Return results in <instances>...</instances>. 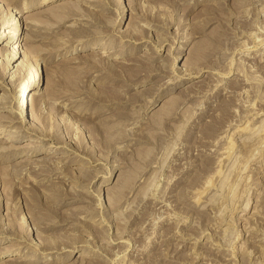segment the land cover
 Returning <instances> with one entry per match:
<instances>
[{
	"label": "rangeland",
	"instance_id": "374dc122",
	"mask_svg": "<svg viewBox=\"0 0 264 264\" xmlns=\"http://www.w3.org/2000/svg\"><path fill=\"white\" fill-rule=\"evenodd\" d=\"M43 1L0 8L3 35L10 29L2 23L17 7L29 9L20 32L34 47L27 61L1 66L0 102L12 95L8 88L19 89L11 79L16 66L44 56L36 93L56 90L61 98L49 108L61 144L37 148L53 146L56 154L0 157V232L7 235L0 247L35 241L57 251L35 255L27 247V262L19 264H31L28 257L55 264H88L90 257L98 264H264V0ZM60 2L72 19L59 24L50 11ZM32 14L37 20L27 18ZM128 23L138 31L129 33ZM90 39L99 48L82 50L88 45L80 41ZM113 96L119 104L98 102ZM217 107L224 109L213 112ZM78 108L87 115L71 128L66 117ZM30 118L27 126L35 123ZM31 139L37 137L11 145L41 144ZM77 153L90 162L54 161L65 172L44 159ZM76 168L86 183L72 175ZM73 241L80 246L69 252Z\"/></svg>",
	"mask_w": 264,
	"mask_h": 264
},
{
	"label": "bare ground",
	"instance_id": "6f19581e",
	"mask_svg": "<svg viewBox=\"0 0 264 264\" xmlns=\"http://www.w3.org/2000/svg\"><path fill=\"white\" fill-rule=\"evenodd\" d=\"M20 0H0V8L2 7L3 8V6H6V7H11L12 5H17L18 4V2H19ZM48 1H50V0H44L43 2H42V4H46V2H48ZM23 2V1H22ZM117 2V1H116ZM38 3V5H39V2H37ZM113 3V2H112ZM67 4L66 2L64 3H56V9H55V11H50V13H51V19H53L54 21H55V23L57 22V23H64V21H67V20H71L72 18H71V16H72V12H71V8L69 9V7H66L65 5ZM35 5V4H34ZM68 5H69V2H68ZM74 6V5H73ZM114 6H115V2H114ZM5 7V8H6ZM32 7V6H31ZM72 7V6H71ZM112 7V6H111ZM116 14H118V16H119V2L118 3H116ZM18 9H19V11L17 12V11H15V13L14 14H12V18L10 17V19L7 21V22H3L2 23V25L3 26H7V27H9V29L10 30H7L8 32L6 33V35L4 34H0V46L1 45H4V47H2L1 49H0V69H1V66L2 65H4V64H6V65H10V68H13V62H15L17 59H19L21 56H23V58H26L25 59V61H27V58L29 57L28 56V53H31V52H33L34 51V47L33 46H31V45H29L28 44V46H26V44L25 43H23V40H24V38H22L21 37V35H22V32H20L22 29L21 28H23V25L25 24V19H24V13L25 12H29L27 9H25L26 7H17ZM16 8V9H17ZM30 8V7H29ZM67 8L69 9V10H67ZM75 8V7H74ZM110 8V7H109ZM20 9H22V12H23V14H21V15H19V13H20ZM65 9L67 10V11H65ZM31 10V9H30ZM75 10V9H74ZM73 10V11H74ZM84 10H86V9H84ZM0 11H1V9H0ZM76 12L78 11V8H77V10H75ZM75 11H74V13H75ZM118 11V12H117ZM12 12V11H11ZM78 12H80V9H79V11ZM77 12V13H78ZM82 12V11H81ZM74 13H73V15H74ZM88 13H90L91 15H92V11L91 12H88ZM121 13V12H120ZM82 14V13H81ZM83 14H84V12H83ZM85 15V14H84ZM89 15V14H88ZM98 15V14H97ZM96 15V16H97ZM77 16H78V14H77ZM75 17V16H74ZM27 18H29V19H31V20H37V18H38V16L36 15V14H32V15H30V17H28L27 16ZM129 22V21H128ZM133 24L134 23H128V32L129 33H131V34H134L135 33V30H137L138 31V29H134V26H133ZM140 24V23H139ZM136 25V24H135ZM34 26H36L35 24H34ZM73 27V26H72ZM28 28V27H27ZM79 28H81V26L79 27ZM138 28V27H137ZM1 29V28H0ZM23 31V30H22ZM118 32H121V30L119 29L118 30ZM1 33V32H0ZM71 34V33H70ZM88 37V36H87ZM120 38H121V36H120ZM262 39V38H261ZM32 40V39H31ZM4 41H7L6 43H4ZM33 41V40H32ZM71 41V40H70ZM138 41V40H137ZM80 44L81 45H88V49H86V48H84V49H82V50H94V49H97V48H99L98 47V45H97V43H95L94 42V40H92V39H90V40H81L80 41ZM8 45V46H7ZM72 47V46H71ZM82 47V46H81ZM77 48V47H76ZM247 48V47H246ZM72 49V48H71ZM172 49V48H171ZM77 50V49H76ZM93 53V52H92ZM100 55V54H99ZM263 55V54H262ZM88 57V56H87ZM81 58V57H80ZM88 58H90V57H88ZM74 59V58H73ZM98 59V58H97ZM104 59V58H103ZM43 60H44V56H40V57H37L35 60H34V63H29V64H27V63H24V62H21L20 64H18L16 67V70L12 73V75H14L11 79L13 80L14 79V84H16V82H19V89L17 90L16 89V87H13V86H11L12 88H8L7 90L8 91H11V93H12V95H10L9 97H7V96H4V97H2L1 99V102H0V105H2V104H4L2 107H0V110H4V111H7L8 112V114H2V113H0V137H1V135L3 134L4 136H5V138H4V140H0V146H6V145H8V147L6 146H4L3 148H2V151H0V157H2V158H8L10 155H15V153H16V151H17V153L20 151L22 154H20L19 156L20 157H28V156H37V155H40V154H44V153H48V154H56V152H57V149L56 150H52V147L51 146H48L46 149H45V151H41V150H38L37 148L38 147H43L44 145H45V143H47V142H50V143H54L55 145H59V144H61V138L59 137V136H57V134H56V129H55V127H53L51 124H50V115L51 116H53L54 114H56V112L55 113H52L51 111V109H49V108H52L53 109V107H51L50 105V100L53 98H60V96H59V94L58 93H56V90H49V91H47V93L45 92V94H43V96H39V95H37V89L41 86V83H42V80H43V73H44V71H45V69H46V67L47 66H45V65H43ZM83 60V59H82ZM86 60H87V58H86ZM92 60V59H91ZM105 60V59H104ZM129 60H131V59H129ZM93 61H94V59H93ZM103 61V60H102ZM101 61V62H102ZM259 61V60H258ZM261 61V60H260ZM97 62V60L95 61V62H93L92 63V66L93 67H97V69L98 68H100V66H99V64L98 63H96ZM101 62H100V64H101ZM124 62V61H123ZM119 63V62H118ZM125 63H128V61L127 62H125ZM129 63H131V62H129ZM263 63V62H262ZM132 64V63H131ZM91 65V64H90ZM103 65H104V63H103ZM102 65V66H103ZM120 65V64H119ZM140 65H142L141 63H140ZM176 66V65H175ZM146 67V66H145ZM123 68V67H122ZM154 68V67H153ZM263 68V67H262ZM144 69V68H143ZM261 69V68H260ZM20 70H24L25 72H24V77L21 75V73L19 72ZM119 70V69H118ZM138 70V69H137ZM184 71H185V69H184ZM117 72V71H116ZM139 71H137L136 73H138ZM174 73H175V71H173ZM9 73V70L6 72V75ZM103 74V73H102ZM106 74V73H105ZM184 74V73H183ZM59 75V74H58ZM107 75H108V73H107ZM113 75V74H112ZM111 75V76H112ZM103 76V75H102ZM175 76H177V74H175ZM209 76V75H208ZM62 77V76H61ZM114 77V76H113ZM171 77V76H170ZM173 77V76H172ZM180 77V76H179ZM181 77H183V76H181ZM231 77V76H230ZM116 78V77H115ZM240 78V77H239ZM56 79V78H55ZM59 79H61V78H59ZM110 79H112V77L110 78ZM182 79V78H181ZM233 79H234V77H233ZM62 80V79H61ZM109 80V79H108ZM113 80V79H112ZM203 81V80H202ZM220 81H221V79H220ZM222 81H223V79H222ZM230 81H232V79L230 80ZM12 83V85H14ZM55 83V82H54ZM57 83V82H56ZM172 83V82H171ZM178 83V82H177ZM230 83V82H229ZM0 84H2L1 82H0ZM174 84V83H173ZM233 84V83H232ZM231 84V85H232ZM228 85V84H227ZM204 86V85H203ZM207 86V85H206ZM215 87H216V85H215ZM228 87V86H227ZM71 88V87H70ZM69 88V89H70ZM74 88V87H73ZM72 88V89H73ZM103 88V87H102ZM195 88V87H194ZM201 88V87H200ZM233 88V87H232ZM104 89H105V87H104ZM103 89V90H104ZM204 89V88H203ZM202 89V90H203ZM243 89V88H242ZM220 90V89H219ZM54 91V92H53ZM59 91V90H58ZM77 91V90H76ZM111 91H113V90H111ZM110 91V92H111ZM191 91V90H190ZM230 91V90H229ZM235 91V90H234ZM114 92V91H113ZM198 92V91H197ZM196 92V93H197ZM201 92V91H200ZM75 93V92H74ZM79 93V92H78ZM194 93V92H193ZM235 93V92H234ZM69 94V93H68ZM63 95V94H62ZM72 95V94H71ZM79 95V94H78ZM218 95V94H217ZM226 95V94H225ZM73 96V95H72ZM161 96V95H160ZM67 97V96H66ZM68 98V97H67ZM72 98V97H71ZM71 98H69V99H71ZM116 96L114 97H110V98H105V99H103V101H98L99 102V104H102V105H104V103H106L105 105H111L112 103H117V102H120V100H118V101H116ZM225 98V97H224ZM61 99V98H60ZM28 100H30L31 101V108H30V111L31 112H28V110H27V101ZM59 100V99H58ZM82 100V99H81ZM92 100V99H91ZM94 100V99H93ZM70 101V100H69ZM90 101V100H89ZM96 101V100H95ZM94 101V102H95ZM115 101V102H114ZM226 101V100H225ZM229 101V100H228ZM75 102V101H74ZM79 102V101H78ZM151 102V101H150ZM220 103V102H219ZM6 104V105H5ZM42 104H45L46 106L48 105V107H47V110H49V114H48V111L46 112V108L45 109H43L42 108ZM98 104V103H97ZM117 104H119V103H117ZM224 104H226V103H224ZM64 105H66V104H64ZM84 105V104H83ZM218 106H220V105H218ZM59 107V106H58ZM57 107V108H58ZM81 107V105L79 106V108ZM224 107V106H223ZM225 107H226V105H225ZM230 107V106H229ZM56 108V109H57ZM77 109L76 110V112L73 114H69L68 113V117H66V123L68 124V126H70L71 128H75V124H76V122H78V121H73L74 119H76L77 120V118L78 119H80V118H83L85 115H87V110L88 109H86V108H81V109ZM227 108V107H226ZM226 108H225V110H226ZM55 109V108H54ZM59 109V108H58ZM224 108H222V107H217V109H214V111L213 112H218V111H221V110H223ZM213 110V109H212ZM57 111V110H56ZM97 111V110H96ZM91 112V111H90ZM101 112V111H100ZM98 113L96 116H100V115H102V113ZM92 113V112H91ZM211 113V112H210ZM221 113V112H220ZM66 114V113H65ZM64 114V115H65ZM209 114V113H208ZM67 115V114H66ZM211 116H212V114H211ZM217 116V115H216ZM215 116V117H216ZM32 118L33 120H32V122H35L34 123V125H31V126H27L28 124H31L30 123V121H29V118ZM30 118V119H31ZM52 118V117H51ZM64 118H65V116H64ZM84 120H88V119H84ZM71 124V125H70ZM15 125H18V126H15ZM81 125H84V127L86 126V124L85 123H82ZM66 126V125H65ZM79 126V125H78ZM13 128H15V130H13ZM58 129V128H57ZM243 129L245 130L246 129V126H244L243 127ZM242 128H241V130H243ZM6 131H9V133H6ZM58 132V131H57ZM19 134V136H15V134ZM2 135V136H3ZM28 136H35V137H37V139H31V140H36V141H39L41 144L40 145H30V144H26L25 146H22V147H17V146H13V145H11V142H15V143H18V142H22V140H20L21 139V137H28ZM54 145V146H55ZM60 147L61 148H63L64 150H67V151H73V149L72 148H69V146H67V145H60ZM243 148V147H242ZM42 152V153H41ZM253 152V151H252ZM75 153V152H74ZM84 153V152H83ZM85 153H87V152H85ZM59 154V153H58ZM77 155V157H72V158H70L69 160L67 159V158H62V157H57L56 158V156H52V157H49V156H46V158H44V159H47V160H49V161H47L48 163H50V165L51 166H54L55 168L54 169H56L57 170V172L59 171V172H65V171H69V169H67V168H64V166L63 165H59V164H55V162L54 161H56V160H60V162H61V160L62 161H67V162H70L72 159H76V158H79V160L80 159H84V160H88V162H90V160L87 158V157H85L84 156V154H81V153H77L76 154ZM11 158V157H10ZM120 160V159H119ZM30 161V159L29 160H25V161H21V162H26V163H28ZM36 161V160H35ZM40 162H44V161H40ZM117 163V162H116ZM78 164V163H77ZM28 165H29V163H28ZM41 167V166H45V165H39V163L38 164H36V166L35 167ZM24 167H28L27 165H23V168ZM34 167V166H33ZM210 167V166H209ZM211 168V167H210ZM77 169V170H76ZM75 170L77 171H75L74 170V172H76V173H72V175L73 176H75L77 179H79L80 180V182L83 184L85 181H87V179H86V176H84L82 173H84L83 171H81L82 169H80L79 170V168H76ZM26 170H28V169H26ZM40 170V169H39ZM208 170V169H207ZM210 170V169H209ZM38 171V170H37ZM16 172H18V171H16ZM44 172H45V170H44ZM58 172V173H59ZM46 173V172H45ZM86 173V172H85ZM110 174V173H109ZM12 175V174H11ZM20 175V173H18L17 174V176L16 177H18ZM44 175V174H43ZM15 176V175H14ZM89 176V175H88ZM15 177V178H16ZM11 178V177H10ZM10 178H9V181H10ZM12 178H13V176H12ZM12 178H11V180H12ZM15 178H13L14 180H15ZM75 178V179H76ZM107 178H108V176H107ZM120 178V177H119ZM24 182V181H23ZM86 183V182H85ZM12 184H14V183H12ZM21 184V183H20ZM26 184V183H25ZM25 184H23V185H25ZM35 188H36V186H35ZM35 188H33V189H35ZM50 190V189H49ZM57 190V189H56ZM55 190V191H56ZM108 190V189H107ZM114 190V189H113ZM29 191V190H28ZM52 191V190H51ZM54 192V191H53ZM61 192V191H60ZM56 194V192L54 193V195ZM58 194V193H57ZM60 195H61V193H60ZM59 195V196H60ZM51 196V195H50ZM66 196H68V195H66ZM63 197H65V196H63ZM52 200V199H51ZM164 207V206H163ZM19 209V208H18ZM17 209V210H18ZM15 211V210H14ZM27 211V210H26ZM29 211H32V210H30L29 209ZM18 212V211H17ZM16 212V213H17ZM23 212V211H22ZM86 212V211H85ZM85 212H82V213H85ZM88 212V211H87ZM15 213V214H16ZM30 213H33V211L32 212H30ZM30 213H29V215H30ZM38 214V213H37ZM17 215V214H16ZM25 216L22 218V220H26V214H24ZM28 215V214H27ZM34 215V214H33ZM43 215H45V214H43ZM78 215V214H77ZM82 215V214H81ZM30 217V216H29ZM32 217V216H31ZM42 217V216H41ZM74 217H76V216H74ZM36 218V217H35ZM102 218V217H101ZM17 219V218H16ZM44 219H47V218H41L40 219V216H39V220L41 221V223H44L45 221H44ZM49 219V218H48ZM47 219V220H48ZM78 219V218H77ZM36 220H38V219H36ZM49 220H51V219H49ZM48 220V221H49ZM66 220H69V218L68 219H66ZM103 220V219H102ZM14 221V220H13ZM12 221V222H13ZM33 220L30 218V221H29V223L30 222H32ZM35 221V220H34ZM42 221H44V222H42ZM71 221V220H70ZM10 222V221H9ZM17 222V221H16ZM36 222V221H35ZM35 222H33V223H35ZM55 222V221H54ZM69 222V221H68ZM67 222V223H68ZM37 223H39V221L37 222ZM36 223V224H37ZM40 223V224H41ZM49 223V222H48ZM48 223H46L45 222V224H48ZM11 224V223H10ZM9 224V225H10ZM14 224H15V222H14ZM40 224H38L37 226H38V228H40V229H44V228H46L48 225H46V227H43V226H41ZM45 224H43V225H45ZM55 224H57V223H55ZM54 224V225H55ZM102 224V223H101ZM12 225H13V223H12ZM12 225H10V226H12ZM30 225V224H29ZM35 225V224H34ZM75 225H77V224H75ZM78 225H80V224H78ZM77 225V226H78ZM61 226V225H60ZM15 227V226H14ZM71 227V226H70ZM80 227V226H79ZM78 227V228H79ZM9 228V227H8ZM7 228V229H8ZM12 228V227H11ZM37 228V229H38ZM74 228H76V226L74 227ZM4 237H7V235H5L2 231L0 232V238H4ZM41 237V236H40ZM95 238V237H94ZM44 240V239H43ZM71 241V240H70ZM1 242H3V241H0V243ZM26 242H28L27 243V245H25V246H22V245H10V246H8V247H0V260L1 259H3L4 257H5V255H7V257H5V261H4V263L3 264H19V263H26L27 261H25L24 260V256H25V254L23 253V250L25 249V248H29L30 246H32L33 248H32V250L33 251H31L33 254H35V255H40V254H42V255H44V256H49V255H51V254H53V253H57V251H55V250H53L52 249V251L49 249V251L47 250V248L46 249H41V247L39 248V247H37V245L35 244V243H33V242H35V241H32V242H29V241H26ZM48 242V241H47ZM64 242V241H63ZM72 242V241H71ZM74 243H71L69 246H68V249H70V251L69 252H71V250H73V249H76L77 247H79L80 246V243H75V241H73ZM39 244V243H38ZM44 246V245H43ZM42 246V247H43ZM60 247V246H59ZM67 247V246H66ZM90 247V246H89ZM88 247V248H89ZM52 248V247H51ZM62 248V247H61ZM64 248V247H63ZM57 249V248H56ZM92 249V248H91ZM30 250H31V248H30ZM79 252V251H78ZM81 252V251H80ZM59 253V252H58ZM85 253V252H84ZM83 253V254H84ZM22 255H24V256H22ZM34 255V256H35ZM32 256V255H31ZM76 256H81V254L79 255H76ZM91 256V255H90ZM69 257V256H68ZM29 259H32V261L30 262L31 264H33V263H38L39 262V260H43V258L41 257V259H39V258H34V257H28ZM91 258V257H90ZM89 258V259H90ZM94 258V257H93ZM50 259H52V258H50ZM86 259L87 260V263L88 264H98L99 262L98 261H95L94 259ZM47 260H49V258L48 259H44L43 261H40V262H44L45 261V264H55V261L54 262H48V263H46V261ZM62 260V259H61ZM91 261L92 262H94V263H91ZM57 262V261H56Z\"/></svg>",
	"mask_w": 264,
	"mask_h": 264
}]
</instances>
